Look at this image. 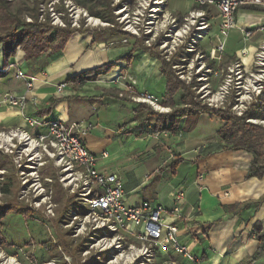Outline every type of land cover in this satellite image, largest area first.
Instances as JSON below:
<instances>
[{
	"label": "crops",
	"instance_id": "obj_1",
	"mask_svg": "<svg viewBox=\"0 0 264 264\" xmlns=\"http://www.w3.org/2000/svg\"><path fill=\"white\" fill-rule=\"evenodd\" d=\"M45 1L52 0H40L39 6ZM71 1L90 15L87 0ZM110 6L113 13V0ZM167 7L176 16L200 9L210 19L209 31L199 44L212 77L224 70L227 73L235 60L242 62L245 73L250 70L255 52L264 44V8L241 7L235 15V26L222 34L216 6L167 0ZM70 27L79 31L70 36L61 51L27 59L17 48L6 68L2 66L0 46V71L4 70L0 72V93L26 91L25 82L16 76L17 69L35 78L23 108L0 105V130L18 127L34 136L45 133V124L57 118L68 125L81 124L85 128L81 133L83 144L97 157V169L118 175L128 205L148 201L167 210L179 206L180 213L165 214V220L178 227L179 240L193 260L158 250L153 260L165 259L171 264H264V175H249L252 153L230 149L227 142L222 147L215 145L222 140L218 130L223 124L217 126L222 121L209 113L178 116L170 128L155 131L164 129L139 105L144 103L133 101L127 93L123 97L118 94L130 84L127 76H132L135 90H149L169 111L183 106L181 101L176 102L182 95L180 90L172 99L166 95L159 59L136 47L135 38L123 43L122 35L112 32L113 27L92 26L83 16L79 26ZM183 52L175 54L181 56ZM211 52L219 59H211ZM92 70L98 71L87 79L78 78ZM63 83L66 85L58 91L57 86ZM203 115H210L216 122L202 123ZM28 118L37 123L28 124Z\"/></svg>",
	"mask_w": 264,
	"mask_h": 264
},
{
	"label": "built area",
	"instance_id": "obj_2",
	"mask_svg": "<svg viewBox=\"0 0 264 264\" xmlns=\"http://www.w3.org/2000/svg\"><path fill=\"white\" fill-rule=\"evenodd\" d=\"M68 8L72 26H79L80 16L92 26L118 27L123 32L121 42L129 38L140 39L146 46L159 47L171 54L180 45L196 61L188 64L196 73L210 71L206 63V55L202 52L199 40L209 31L210 19L200 9H193L183 16L170 13L167 0H113L114 21L107 22L90 16L87 11L77 8L71 0H52L47 3L50 10L52 24L61 23L59 15L62 12L53 8L57 3ZM198 5L216 6L220 12V31L226 34L235 26V15L243 6H259L264 8V0H192ZM45 3V2H44ZM39 6V19L43 18L45 4ZM27 21L31 19L26 17ZM63 25V24H62ZM250 35L249 31L245 32ZM162 38V39H161ZM222 44L218 49H222ZM161 50V51H163ZM245 55V51H242ZM209 57L219 59L215 52ZM258 72L249 78L245 77L243 64L235 60L227 71L225 86L217 96L207 97L208 104L218 106L225 100L226 85L236 89L235 107L238 114L242 113L245 102H249L253 95H258L264 82V44L254 54ZM192 60V61H193ZM217 70V69H216ZM0 72H4L0 71ZM16 76L26 84V91L22 94L14 92L0 93V105L23 108L26 104L27 93L32 88L34 77L27 76L22 70H16ZM200 78V77H199ZM129 85L119 92L123 97L127 93L137 103H144L154 111L168 112L158 96L149 90L137 91L133 88L136 83L132 76H127ZM66 84L57 86V90ZM250 87V88H249ZM206 96V90L204 91ZM28 124L37 123L34 118L27 119ZM45 133L30 135L26 130L18 127L0 130V150L12 155L19 167L21 162L33 163L34 159L43 164L51 162L64 172L68 183H73V193H76L75 208L71 205L68 213L71 224L76 222V231L90 232L93 245L99 249L114 251L113 260L126 263H140L138 260L150 261L155 251H172L193 260L187 248L181 244L178 237V227L165 220V214L176 216L180 208L174 205L166 209L160 204L152 205L148 201L137 206H130L125 202L122 180L115 173H107L97 169V157L84 146L81 133L85 128L81 124L68 125L61 119L48 121ZM105 155V154H103ZM201 176V175H200ZM177 196L176 200L179 201Z\"/></svg>",
	"mask_w": 264,
	"mask_h": 264
},
{
	"label": "rangeland",
	"instance_id": "obj_3",
	"mask_svg": "<svg viewBox=\"0 0 264 264\" xmlns=\"http://www.w3.org/2000/svg\"><path fill=\"white\" fill-rule=\"evenodd\" d=\"M44 4L43 18L39 19L38 17V19L42 22L48 20L52 26L65 27V22L69 21L70 17L68 8L62 1L53 8L63 13V15H59L63 25L61 23L52 24L47 2L45 1ZM17 5H19V1H12L11 7H17ZM26 17L25 20H27ZM182 46L180 45L176 51L184 50ZM155 50L165 56L166 60H171V68L175 71L176 76L190 88L196 101L200 104H208L207 97L217 96L221 88L225 86L227 79L225 70L213 77L209 72L202 75L188 66L189 62H194L195 65L196 61L185 50L181 56L176 53L175 59H173V55L176 51L168 54L159 47ZM249 68L250 70L245 73L244 78H249L259 71L255 65V59L251 60ZM205 90L206 96L203 95ZM180 96L178 95L176 99L178 104ZM256 96L253 95L249 102H245L242 112ZM235 97V87L226 85L225 100L213 107H227L229 100L234 99L232 111L240 115L235 107ZM193 116L191 115L190 120ZM210 120H213V123L216 122L210 115H203L202 123H210ZM250 120L264 126V119ZM217 124L219 126L223 123L218 121ZM210 126L213 127L214 124H210ZM218 141L219 145H215L224 146L225 141L219 139ZM261 152H264V146ZM0 156L5 159L10 157L18 168L16 180L11 184L8 193H4L2 190L8 183L9 171L0 169V264H138L137 261L126 263L113 260L114 251L111 249L101 250L93 245L92 237L94 236L92 233L74 229L76 222L71 224L68 209L71 208V205L75 208L77 195L72 191L73 183H68V177L64 175L63 171L48 162L39 164L35 159L33 163L28 164H25L26 161H22L21 167H19L12 155L0 150ZM69 200H71L70 203ZM164 260L157 261L152 258L150 261L139 259L138 262H140L139 264H171L168 260Z\"/></svg>",
	"mask_w": 264,
	"mask_h": 264
},
{
	"label": "trees",
	"instance_id": "obj_4",
	"mask_svg": "<svg viewBox=\"0 0 264 264\" xmlns=\"http://www.w3.org/2000/svg\"><path fill=\"white\" fill-rule=\"evenodd\" d=\"M12 1L14 0H0V46L3 68L9 65V61L17 48L24 51L27 59L37 57L47 51H61L70 36L79 31V28H71L67 20L63 28L50 25L48 20L40 21L38 19L40 0H32L29 4H27L29 0H24L17 7H11ZM87 2V9L91 16H97L109 22L114 21L110 0H87ZM26 15L30 17V21L25 20ZM112 32L123 34L118 27H114ZM135 46L159 59L160 70L166 78V95L169 99H172L178 90L182 92L180 101L183 106L174 107L167 113L154 111L146 104H139L147 108L149 117L155 119L156 123L162 124L160 129L164 130L155 131H165V129L170 128L171 121L178 116L189 113H209L223 122L218 130V135L230 144L228 146L230 149H243L252 153L253 159L249 175L263 176L264 152H261V149L264 146V126L250 119H264V82L261 92L248 104L242 114L237 115L232 111L234 99H230L227 107L223 108L197 102L190 88L178 79L175 71L171 68V60H166L165 56L158 53L154 47L142 44L138 38L135 41ZM176 56L177 54L173 55V59ZM97 71L86 72V74L79 75L78 78L85 79L86 76L87 79L90 74L97 73ZM168 121H170L169 126H167ZM0 169L9 171L8 183L6 188L2 190L4 193H8L11 184L16 180L18 168L13 164L10 157L5 159V157L0 156ZM70 201L68 202L70 203Z\"/></svg>",
	"mask_w": 264,
	"mask_h": 264
}]
</instances>
